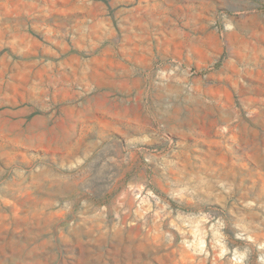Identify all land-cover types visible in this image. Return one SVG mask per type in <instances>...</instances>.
Masks as SVG:
<instances>
[{
	"label": "rangeland",
	"instance_id": "obj_1",
	"mask_svg": "<svg viewBox=\"0 0 264 264\" xmlns=\"http://www.w3.org/2000/svg\"><path fill=\"white\" fill-rule=\"evenodd\" d=\"M0 264H264V0H0Z\"/></svg>",
	"mask_w": 264,
	"mask_h": 264
}]
</instances>
